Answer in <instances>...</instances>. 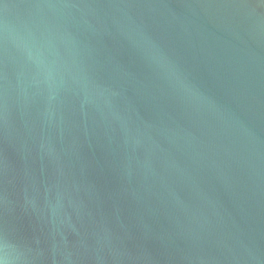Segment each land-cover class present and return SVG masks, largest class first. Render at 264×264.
Instances as JSON below:
<instances>
[{"label":"water","instance_id":"water-1","mask_svg":"<svg viewBox=\"0 0 264 264\" xmlns=\"http://www.w3.org/2000/svg\"><path fill=\"white\" fill-rule=\"evenodd\" d=\"M0 242L264 264V0H0Z\"/></svg>","mask_w":264,"mask_h":264},{"label":"clouds","instance_id":"clouds-1","mask_svg":"<svg viewBox=\"0 0 264 264\" xmlns=\"http://www.w3.org/2000/svg\"><path fill=\"white\" fill-rule=\"evenodd\" d=\"M34 58L41 71L46 75H50L52 70L44 64L42 53H40L39 50H36L34 53ZM16 251L14 246L0 242V264H15Z\"/></svg>","mask_w":264,"mask_h":264}]
</instances>
